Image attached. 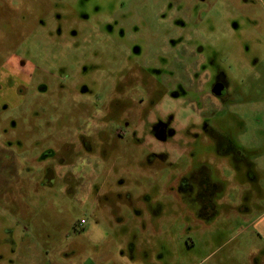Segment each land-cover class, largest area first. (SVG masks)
I'll use <instances>...</instances> for the list:
<instances>
[{"label": "rangeland", "instance_id": "1", "mask_svg": "<svg viewBox=\"0 0 264 264\" xmlns=\"http://www.w3.org/2000/svg\"><path fill=\"white\" fill-rule=\"evenodd\" d=\"M13 68L0 264H264L250 224L264 213V0H0V73ZM219 71L224 101L202 86ZM159 74L167 93L146 122ZM203 167L225 180L207 216L177 182Z\"/></svg>", "mask_w": 264, "mask_h": 264}, {"label": "flooded vegetation", "instance_id": "2", "mask_svg": "<svg viewBox=\"0 0 264 264\" xmlns=\"http://www.w3.org/2000/svg\"><path fill=\"white\" fill-rule=\"evenodd\" d=\"M103 13V12H102ZM104 14V13H103ZM110 19V18H107ZM112 20V19H111ZM104 19L102 20L101 26L103 24ZM112 23H115L114 20H112ZM118 26V25H117ZM119 28V32H118V37H122L124 40H128L127 42H123L125 43V46H128L127 48V54H128V58L130 59V63L134 64L136 62V60H140L142 61L141 56L144 55L143 53V47L142 44L137 41L140 40L139 38H136L133 36V32L132 34L129 33L128 35L126 34V28L121 27L120 25L118 26ZM104 29V27H103ZM146 51V50H145ZM145 57V56H144ZM144 65H140L141 68H145L146 70H148V66L147 64L143 61ZM16 71L13 69H8L7 71L2 70V72L0 73V77L1 78H6L8 76H13V73H15ZM2 74V75H1ZM198 76V74L196 75V77ZM151 78V73L145 75V80L147 81V79ZM198 81V80H197ZM130 82H133L132 79L130 80ZM156 82L157 84L160 86V89H157V91L155 90L153 93V96L151 99V103L149 106V110H147V112H145V117H146V122H150V118L151 115L150 113L152 112V110H155L159 103L163 101V98L165 96V94L167 93V88L165 85V80L163 78L162 74H159L156 76ZM211 83V97L214 98L215 100H221L224 101L227 99V93L226 91V83L224 81V77L222 72H218L217 74L211 75L209 79L205 78V82L202 86L210 84ZM201 86H199L198 82H196V85L192 86L193 91H195L196 93H200ZM43 89V87H42ZM118 94L122 92V89L120 87V85H118ZM44 90V89H43ZM116 94V92H115ZM208 94V93H207ZM130 101V100H129ZM131 103V101H130ZM200 110H202L200 108ZM125 124H123L122 126H124ZM129 123L126 124V126H128ZM203 125L205 126V129H213L214 128V124L212 123V120H209V118H206L205 121H203ZM120 131V130H117ZM122 131V130H121ZM121 131L119 132V134H121ZM165 126L163 124H159L156 128V137L158 141H165ZM218 136V144L220 145L219 150L220 152L224 151V152H232L234 154L235 157H238L239 154L237 151H235V146L233 144V142L230 139H227V137L223 136V134L221 135H217ZM242 156V155H241ZM201 169V170H200ZM200 169H195V170H190L189 175L191 179H189V177H184L182 176L177 182L179 187H181V189L187 188L188 190H193L194 186L198 187V196L197 199L201 201V211H202V215L207 216V214L209 212H217V205L214 202V197L216 195V191L218 189L221 188V186L223 185V180L215 178L213 176V174L211 173V170L207 167H203ZM196 184V185H195ZM186 186V187H185Z\"/></svg>", "mask_w": 264, "mask_h": 264}, {"label": "crops", "instance_id": "3", "mask_svg": "<svg viewBox=\"0 0 264 264\" xmlns=\"http://www.w3.org/2000/svg\"><path fill=\"white\" fill-rule=\"evenodd\" d=\"M252 226L260 227L262 232H264V213L257 216L254 220L250 222ZM260 230V232H261Z\"/></svg>", "mask_w": 264, "mask_h": 264}, {"label": "built area", "instance_id": "4", "mask_svg": "<svg viewBox=\"0 0 264 264\" xmlns=\"http://www.w3.org/2000/svg\"><path fill=\"white\" fill-rule=\"evenodd\" d=\"M85 224V221L82 220L81 223H80V226L84 225Z\"/></svg>", "mask_w": 264, "mask_h": 264}]
</instances>
